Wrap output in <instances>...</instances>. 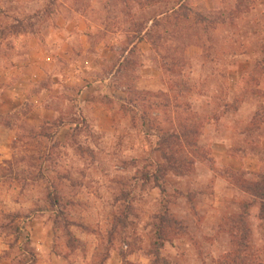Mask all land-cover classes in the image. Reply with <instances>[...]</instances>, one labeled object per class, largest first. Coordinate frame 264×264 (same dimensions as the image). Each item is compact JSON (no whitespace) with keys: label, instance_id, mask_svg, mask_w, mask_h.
I'll list each match as a JSON object with an SVG mask.
<instances>
[{"label":"rangeland","instance_id":"obj_1","mask_svg":"<svg viewBox=\"0 0 264 264\" xmlns=\"http://www.w3.org/2000/svg\"><path fill=\"white\" fill-rule=\"evenodd\" d=\"M149 2L0 0L1 58L23 65L17 79L26 83V93L0 110V238L10 264H264V212L247 191L264 174V0ZM179 2L210 23L167 16L152 27ZM17 23L21 32L12 35ZM143 27L157 53L147 43L144 56L137 46ZM33 38L49 40L40 57L31 58ZM134 44L114 87L133 98L147 93L136 76L147 61L162 74L153 94L167 93L161 59L179 62L173 79L185 87L187 116L203 122L200 158L181 156L178 174L165 171L159 151L162 134L178 132L177 117L159 99L151 100L161 104L156 110L129 106L128 97L98 98L111 122L88 111L79 117L89 79L113 72ZM99 60L106 66L93 72ZM7 77L0 72V83ZM164 217L173 224L160 247Z\"/></svg>","mask_w":264,"mask_h":264},{"label":"trees","instance_id":"obj_2","mask_svg":"<svg viewBox=\"0 0 264 264\" xmlns=\"http://www.w3.org/2000/svg\"><path fill=\"white\" fill-rule=\"evenodd\" d=\"M147 1L151 2V0H147ZM167 16L169 18L171 16H174L173 19L175 22H177L178 19L182 18L184 19L185 22L193 21L194 24L198 26L207 25V23L209 22L201 14L193 12V10L185 7L183 3L179 2L178 4L174 5L170 10H168V12L154 16L151 19L152 27L158 28L160 26V22L162 18ZM20 23H17L18 27L16 26L11 27L10 32L12 35H16L21 32L20 29L22 28L24 22L21 25ZM216 24L220 25L223 24V22L217 21ZM2 32H1L2 36L7 37L6 35H4V31ZM136 36H137V41L145 40L151 46L152 50H154L156 53L158 52L156 51L158 42L157 43L155 42V35H153L152 32H150V29L147 28L145 29V27H143L140 30H138ZM157 39H159V37H157ZM131 52L132 50L130 51V53ZM161 61L163 63L161 70L168 76L167 82H169L168 83L169 85H168L167 93L136 94L135 97L133 98V95L131 96V92H129L127 105L136 107L137 102L140 101L142 104H147L148 109L157 110L162 106L164 109L170 108L173 111V114L176 115L177 123H178L177 126L178 132H176L175 134L173 133L169 134L167 132L163 133L159 140V144L161 145V149L159 151L161 153V157L166 162L165 171L170 170L169 172L178 174L180 170L178 161L181 160L180 159L181 156L186 158L187 156L185 154H187L190 158L192 157L193 159L200 158V153L197 150V138L199 137V135L196 130H199V128L202 127L203 122H201V120H199L196 117H192V121H196V122H192L188 118L187 114H189L190 111V104L183 102L180 97V91H182L181 89H184L185 87L183 85L180 86V84L177 85L175 79H173L175 76L180 77L183 70V64L176 61H171L169 63L164 59H161ZM152 98L159 99L162 105L160 103L159 104L152 103L153 102L151 101ZM224 107L226 112L228 109V105H224ZM257 118H258L257 115H254V118L251 121V125H253V127L254 125H256V123L258 124L260 122L259 119ZM196 123H198V125ZM61 125H63L62 122L58 124L56 130L58 127H61ZM248 133L253 134L254 132H252V130H249ZM41 136L46 137V135L45 136L41 135ZM47 136L51 137L49 135ZM30 137L32 139H36L37 135L33 134ZM183 148H184V152L182 151ZM189 163L191 164V160H189ZM158 171L165 172L163 168H161ZM247 191L252 197L253 200L252 202L258 203L261 209V213L264 212V174L260 175L259 181L248 187ZM57 219L63 222V227L66 230L69 225L67 220L64 218L62 219L61 216H59ZM163 219L164 221L162 222L161 225L158 226L156 233L157 244L160 247L163 246L164 234L167 232L166 228L167 229L170 228L171 225L173 224V220H171L170 218L167 217L165 219L164 217L162 218V220Z\"/></svg>","mask_w":264,"mask_h":264},{"label":"crops","instance_id":"obj_3","mask_svg":"<svg viewBox=\"0 0 264 264\" xmlns=\"http://www.w3.org/2000/svg\"><path fill=\"white\" fill-rule=\"evenodd\" d=\"M30 42H31L30 44L31 58L40 57L42 53L46 52L47 49L46 46H49L50 44L49 40H45V45H43L44 43H41L40 41L34 38L33 40L31 39ZM135 46L136 44H134L130 49L125 51V57L121 58L120 64L115 70H113V72L110 71L103 78H98L95 76V78L89 79V83H87L84 86V88L81 90L80 94L78 95L79 104L81 105L80 107L84 109V114H85V115L83 114V116L79 115L80 118H84L85 116H87L86 112L88 111V113L90 112L89 114L91 117L96 118L91 120L94 121L96 120L97 122L103 123L104 125L106 124L108 125L111 122L110 108L106 104L98 101V98L109 99V100L121 98L122 100L123 97L124 101L127 100L128 91L126 90V87L124 86L114 87V83L116 77H118L119 74L123 71L122 65L127 62L128 57L131 55L130 51ZM137 46L143 49L142 51L144 56H148L147 54L149 52V46L145 40L138 41ZM1 57L3 58L5 56L0 54V60L2 62L0 65V72L7 74L8 81H3L2 83H0L1 88H3L0 92L5 93L3 95L2 94L0 95V108H1L0 110H6V108L9 109L13 101L16 102L20 98V94L22 97V94L24 95V93H26L24 89L26 88L25 87L26 83L22 81L23 78L17 79L18 76L21 75V69L23 65L18 64L16 66L9 67L8 62L2 60ZM31 63L32 65H30V67L32 68H35L38 65L33 61H31ZM100 63H102L101 66L98 65ZM93 65H95V67L97 68L94 69L93 72H96V71H102L104 66H106V63L104 60H99L98 63L95 62L93 63ZM161 75L162 74L160 70H158L157 68H153V66L147 63V61L140 63L136 71V76L138 77L137 84L138 86H140L138 88L139 89L141 88L140 89L141 91L147 93H153L162 90ZM12 76L13 77L15 76L16 78L13 84L11 83L12 79H10ZM3 84H7V85H3ZM44 91L50 92L48 89H44L41 91V93H43ZM91 113L93 114L91 115ZM9 250H10V246L8 244L7 245L3 244L0 238V264H10L8 259L4 257L6 256L7 252H9Z\"/></svg>","mask_w":264,"mask_h":264}]
</instances>
